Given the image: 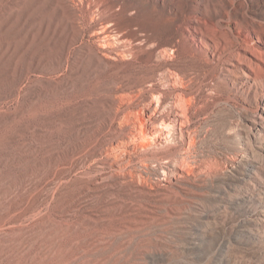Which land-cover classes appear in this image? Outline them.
<instances>
[{"label": "rangeland", "instance_id": "rangeland-1", "mask_svg": "<svg viewBox=\"0 0 264 264\" xmlns=\"http://www.w3.org/2000/svg\"><path fill=\"white\" fill-rule=\"evenodd\" d=\"M105 4L120 29L102 32ZM179 20L149 0H0V264H264V135ZM174 101L181 130L151 122Z\"/></svg>", "mask_w": 264, "mask_h": 264}, {"label": "bare ground", "instance_id": "bare-ground-1", "mask_svg": "<svg viewBox=\"0 0 264 264\" xmlns=\"http://www.w3.org/2000/svg\"><path fill=\"white\" fill-rule=\"evenodd\" d=\"M149 1L155 2L164 9L167 8L168 12L180 18L177 25L178 37L188 41L191 51L203 54L205 62L211 61L215 64V70L213 66L209 69L208 78L218 74L222 82L228 86L227 89L229 88L226 92L217 91V96L224 98L226 102L238 99L242 104V110L250 114V116L248 114L250 134L258 138L262 137L264 135V21L256 16H249L243 7L244 4L239 0L216 2L206 0L202 4L194 0L187 12H183L175 5V0ZM233 8H240L237 10V15L230 14ZM121 9L122 12L116 10L115 4L100 6V16L110 21V25H106L107 28L105 27L102 32L110 28L120 29L121 24L118 20L120 13L125 12L124 4ZM231 18H233V30L227 28ZM124 35V33L120 34L121 44L126 42ZM175 48H178V44ZM130 50L133 51V48ZM166 81L172 88L176 87L177 82L172 74L166 75ZM182 92L180 91V95ZM211 97L210 94L207 95V98ZM180 103L174 101L167 108L168 110L165 109L166 111L163 112L157 111L159 106L155 103L151 122L159 124L166 122V127L170 125L181 130L187 117Z\"/></svg>", "mask_w": 264, "mask_h": 264}]
</instances>
